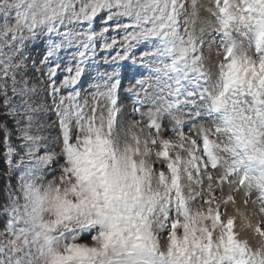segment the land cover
<instances>
[{
    "label": "snow or ice",
    "instance_id": "6c2138e0",
    "mask_svg": "<svg viewBox=\"0 0 264 264\" xmlns=\"http://www.w3.org/2000/svg\"><path fill=\"white\" fill-rule=\"evenodd\" d=\"M0 149V264H264V0H0Z\"/></svg>",
    "mask_w": 264,
    "mask_h": 264
},
{
    "label": "rangeland",
    "instance_id": "374dc122",
    "mask_svg": "<svg viewBox=\"0 0 264 264\" xmlns=\"http://www.w3.org/2000/svg\"><path fill=\"white\" fill-rule=\"evenodd\" d=\"M97 28L99 27V25H100V21L98 20L97 22ZM131 75V70L129 69L126 73H125V76L127 77V76H130ZM127 79H125V85H127ZM225 195L227 194L226 193V191H225V193H224ZM242 204V202L240 201V198L239 197H237V206L238 205H240V206H238V207H240L242 210H243V204ZM228 211H230V212H233L234 210L232 209V207H231V205H229L228 206ZM237 223H238V221H237Z\"/></svg>",
    "mask_w": 264,
    "mask_h": 264
},
{
    "label": "trees",
    "instance_id": "16d2710c",
    "mask_svg": "<svg viewBox=\"0 0 264 264\" xmlns=\"http://www.w3.org/2000/svg\"><path fill=\"white\" fill-rule=\"evenodd\" d=\"M0 151H2V149H0Z\"/></svg>",
    "mask_w": 264,
    "mask_h": 264
},
{
    "label": "bare ground",
    "instance_id": "6f19581e",
    "mask_svg": "<svg viewBox=\"0 0 264 264\" xmlns=\"http://www.w3.org/2000/svg\"><path fill=\"white\" fill-rule=\"evenodd\" d=\"M242 205V204H241ZM238 206H240V205H238Z\"/></svg>",
    "mask_w": 264,
    "mask_h": 264
}]
</instances>
